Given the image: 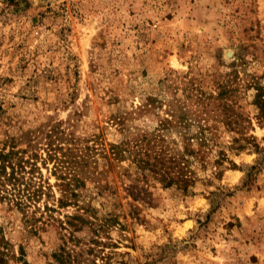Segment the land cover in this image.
I'll return each mask as SVG.
<instances>
[{
	"label": "rangeland",
	"instance_id": "374dc122",
	"mask_svg": "<svg viewBox=\"0 0 264 264\" xmlns=\"http://www.w3.org/2000/svg\"><path fill=\"white\" fill-rule=\"evenodd\" d=\"M259 87L264 0H0V149L52 128L82 153L79 205L109 219L75 244L57 219L76 208L37 212L32 231L0 201V264H56L62 246L80 264H264ZM160 149L192 173L186 191L136 166Z\"/></svg>",
	"mask_w": 264,
	"mask_h": 264
},
{
	"label": "trees",
	"instance_id": "16d2710c",
	"mask_svg": "<svg viewBox=\"0 0 264 264\" xmlns=\"http://www.w3.org/2000/svg\"><path fill=\"white\" fill-rule=\"evenodd\" d=\"M257 90L254 101L260 109L259 118L264 119V87H259ZM52 131L53 129L50 128L48 131L37 132V135L41 134V136L28 137L29 150L17 148V141H14V138L8 149L5 147L0 149V201H6L16 207L24 215L25 221L32 231L39 229L37 222L45 213L53 222L55 219L52 212L57 211L56 208L74 207L76 209L73 214H65L62 219H57L59 226L62 230L68 231L70 242L74 241L75 244H80V241L75 239L74 232L81 231L87 226L93 233V236L88 240L91 242L88 243L98 244L101 242L99 233L105 232L109 219H100L93 208L79 205L77 190L84 187L85 184L75 175L78 174L77 168L82 162V153L74 156L71 155L72 148L70 146L64 148L60 144H54L57 137L53 135ZM202 133H200L202 135L200 139L203 140L205 135L203 136ZM38 137H44V142H37ZM198 137L199 135L196 136V138ZM240 138L247 140L243 135L235 137L234 140L238 141ZM42 148L46 152L44 156L40 152ZM76 150H78L77 147ZM124 151L123 145L118 144L113 145L110 152L112 158L119 159ZM144 155L150 156L151 159L144 161L143 157L138 159L133 157L137 167L143 170L145 164L167 187L178 184L184 188V191L188 189L193 181L192 173L185 165L181 166L175 157H167L163 149L153 154L145 150ZM48 161L53 162V173L58 176L55 183L60 191L58 198L53 193L52 185L43 179L41 172L40 163L46 166ZM65 164L70 166L68 172L64 171V168L68 170ZM68 173L72 174L74 178L66 179L65 176ZM50 199L56 202L52 206L48 201ZM32 208L33 211L29 213ZM37 212L40 213L39 218L36 217ZM82 251L77 252L75 249L62 246L58 252L53 253L52 257L56 264H80L81 258L79 257L82 255Z\"/></svg>",
	"mask_w": 264,
	"mask_h": 264
}]
</instances>
